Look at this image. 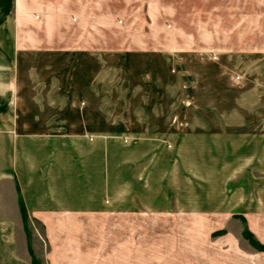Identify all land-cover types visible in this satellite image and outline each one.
Segmentation results:
<instances>
[{
  "label": "crops",
  "instance_id": "0c3cea01",
  "mask_svg": "<svg viewBox=\"0 0 264 264\" xmlns=\"http://www.w3.org/2000/svg\"><path fill=\"white\" fill-rule=\"evenodd\" d=\"M84 2L0 0V264H264V56L92 50Z\"/></svg>",
  "mask_w": 264,
  "mask_h": 264
},
{
  "label": "rangeland",
  "instance_id": "374dc122",
  "mask_svg": "<svg viewBox=\"0 0 264 264\" xmlns=\"http://www.w3.org/2000/svg\"><path fill=\"white\" fill-rule=\"evenodd\" d=\"M83 9L91 43L104 46L92 50L111 51L115 44L130 50L139 42L239 59L264 56V0H87Z\"/></svg>",
  "mask_w": 264,
  "mask_h": 264
},
{
  "label": "trees",
  "instance_id": "16d2710c",
  "mask_svg": "<svg viewBox=\"0 0 264 264\" xmlns=\"http://www.w3.org/2000/svg\"><path fill=\"white\" fill-rule=\"evenodd\" d=\"M244 235H246V237H248V238L251 240L250 235L248 234L247 231H244ZM252 243H253V242H252ZM262 250H264V248H263Z\"/></svg>",
  "mask_w": 264,
  "mask_h": 264
},
{
  "label": "built area",
  "instance_id": "2783aa9c",
  "mask_svg": "<svg viewBox=\"0 0 264 264\" xmlns=\"http://www.w3.org/2000/svg\"><path fill=\"white\" fill-rule=\"evenodd\" d=\"M124 140H125V138H124Z\"/></svg>",
  "mask_w": 264,
  "mask_h": 264
}]
</instances>
